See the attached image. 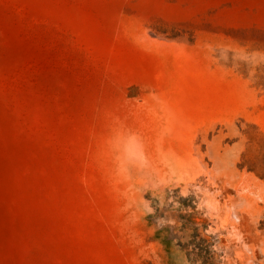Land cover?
Segmentation results:
<instances>
[{"label":"rangeland","instance_id":"1","mask_svg":"<svg viewBox=\"0 0 264 264\" xmlns=\"http://www.w3.org/2000/svg\"><path fill=\"white\" fill-rule=\"evenodd\" d=\"M0 264H264V0H0Z\"/></svg>","mask_w":264,"mask_h":264}]
</instances>
